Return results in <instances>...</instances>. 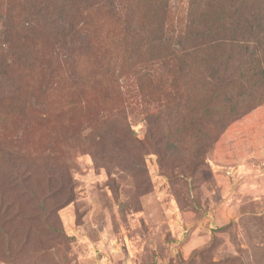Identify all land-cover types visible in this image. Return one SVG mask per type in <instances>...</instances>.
<instances>
[{"label":"rangeland","instance_id":"374dc122","mask_svg":"<svg viewBox=\"0 0 264 264\" xmlns=\"http://www.w3.org/2000/svg\"><path fill=\"white\" fill-rule=\"evenodd\" d=\"M151 1L0 0V166L8 149L33 171L54 151L72 194L45 219L11 213L20 202L0 175V198L14 201L0 264H264V103L233 104L241 116L219 122L234 114L219 95L173 94L174 80L200 78L172 56L176 40L129 62L121 38L156 22ZM164 2L175 36L190 0Z\"/></svg>","mask_w":264,"mask_h":264},{"label":"trees","instance_id":"16d2710c","mask_svg":"<svg viewBox=\"0 0 264 264\" xmlns=\"http://www.w3.org/2000/svg\"><path fill=\"white\" fill-rule=\"evenodd\" d=\"M150 5L153 6L151 15H154L156 22L152 24L148 22L142 27L143 35L133 33L131 39L126 36L131 35L130 26L125 27L121 43L130 45V50H126V53H129L128 61L130 55V58L134 59L133 54L142 48H145L149 61H153L155 56L150 51L154 44L167 43L166 40L169 39L176 40L178 48L171 50L172 56L183 53L194 69H198L194 74L200 78L196 82L189 78L174 80L171 89L173 94L177 93L179 96L183 90L188 93L187 88L196 91L200 85L202 90L200 93L207 101H215L214 96L219 95L224 104H229L231 109L229 114L234 113L233 104H239L244 100L247 102L245 104L264 103V67L260 65L264 63V0H190L188 24L175 36L164 34V0H152ZM2 53L0 47V54ZM249 64L255 65L252 74L248 73ZM175 68L176 73L182 77L193 73V71L188 72L193 67H188L179 61H175ZM239 83L245 87L237 88ZM250 83L253 86H250ZM204 104L206 105L203 107V112L207 119L219 117L210 105ZM249 107L242 113L250 111ZM18 109L22 110L21 107ZM16 112L21 114L19 110ZM41 116L46 120V115L41 114ZM225 116L219 117L218 121L226 122L240 117L241 114L235 112L232 116L227 117V114ZM37 120L43 121L38 118ZM223 125L224 123L219 125V131L224 127ZM110 128L107 125L104 131ZM98 133L101 134L102 131L98 132L95 129L94 134ZM20 148L8 149L5 154L7 167L0 166V175L5 177L8 186L14 189L13 200L20 203L14 207L12 205L14 201H8L10 200L8 197H1L0 216L3 218L14 207L11 213L14 210H23L30 211L28 214L31 216L43 217L55 212V207L70 202L69 194L72 196L70 178L64 169V164L60 162L57 165L54 161L55 158L51 155H55L54 151H49V156L46 155L44 160L39 162L40 167H35L33 171L31 170L33 166H29L28 160H25L26 155ZM173 149L178 151L176 147ZM4 150L5 148H2L1 153ZM60 169L65 172H59ZM51 202L54 203L52 207H50Z\"/></svg>","mask_w":264,"mask_h":264}]
</instances>
